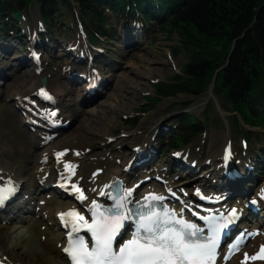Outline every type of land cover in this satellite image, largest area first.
<instances>
[{
  "label": "bare ground",
  "instance_id": "obj_1",
  "mask_svg": "<svg viewBox=\"0 0 264 264\" xmlns=\"http://www.w3.org/2000/svg\"><path fill=\"white\" fill-rule=\"evenodd\" d=\"M144 63L147 64L148 61L145 62V59H144L143 65ZM143 70H144V66L142 67V69L137 68L135 72H133V76H135L136 78L132 77L131 79H133L135 85L137 84V86L138 84L139 85L146 84L143 81V78L145 77V75H147V72L145 73ZM147 70L150 71L149 69ZM156 70L155 72H158ZM122 73L118 76L119 78L115 79L114 82L109 84V86L106 88V90L102 93V95L99 98H95V97L88 98L89 101L87 102L86 107L84 108V111L82 112V118L80 121L76 123L77 125L75 124V130L72 133L70 132L66 136V138L62 140L63 142H67V143L63 144L62 142H57L51 148H48V149H45L44 151L39 152L38 156L37 155L34 156L32 153H34V151H36L37 149L35 145L37 142H35L33 138H29L30 142L28 143L27 148H25V150H27V153L29 155H32L33 157L37 159L36 162H34L35 166L32 167V170L30 169L28 170L27 166H24L25 164L24 161H16L15 157L12 161L11 158L12 156H14V154L12 152L10 153L8 151V148L6 149L0 146V165L5 164L3 169L9 174H13L17 178H20V180L25 181L26 183H33L32 178H34V176L38 173V170H39L38 161L41 159L43 153L54 152L58 154L62 152L64 149H69L68 150L69 154L65 159L66 161L71 162L74 165V167L78 169L79 180L82 183L83 188L89 194V198L93 199L92 201H101V199L103 200V198L100 199L99 197L100 192L97 191L98 188L102 186L107 187L106 185L109 186V184L115 182L117 178H121L122 176H124L125 179H128L129 177H133V175H128L126 172H124V168H123V173L121 171V168H114L116 166V163H114L111 160L112 158L107 157L106 152L101 153L99 160L97 159V161H93L89 165L85 163V158L83 157L82 150L80 152V149H84L83 147L85 143L83 141L85 142L92 141L93 138H95L97 135H100V133H103L101 132L102 130H106L105 131L106 136H108V138H112L113 136L109 134L111 133V128L115 127L114 122L118 120L116 119L115 114L116 115H118V113L124 114V111L122 110H125L124 107L127 106V103H128L127 101L130 102L132 101L131 99L134 98V95H132V90L128 91L127 97H126L127 100H125L124 98L119 99L118 98L119 96L117 93L106 95L108 89H110L111 87L113 89H116L117 92L120 91L119 93H122L121 92L122 88L119 87V84H117V81L120 79V77H124V79L130 80L127 77L128 75L126 76ZM83 74L84 73H80V75L82 76L75 78V81H73V83L74 82L78 84L82 83L83 84L81 85L82 90H80L79 88L77 89L75 88L74 90H70V89L64 90V87H62L61 84H58L56 81L48 77L50 75L49 73L45 75V71L42 73L41 76L46 77L48 79L47 87L52 88L54 92L58 94L59 97L61 98L64 97L67 100L73 99L76 102L79 100L87 99V97H85V94L83 92V88H84V85L86 83L85 81L87 78ZM41 78L42 77H37L36 75L34 81H28L27 83H22L19 86L11 85L10 89L4 90L3 96H6V99L4 102L7 104L12 103V102L19 104V100L21 99L24 100L30 97V94L33 93V90L36 87H38ZM5 84L9 85L8 82H4L3 86ZM1 87L2 86L0 85V90H1ZM70 88L72 89L74 88V86L71 85ZM210 91H211L210 94H212L213 91L212 90ZM197 104L198 103H195V106ZM6 109H9L8 105ZM2 112L4 111H2V108H1L0 109V120L5 122V120H8V118L10 117L12 113L8 110H7V113L6 112L2 113ZM68 118L70 119L71 117L68 116ZM124 118L125 116L122 117L121 121L125 123ZM60 133H62V131ZM138 135L139 134H137V137ZM144 138H145L144 136H139V139H144ZM129 140L132 143H134V141L136 140V137L134 136L133 133L131 134V139L129 138ZM147 141L148 140L145 139L143 146L145 142ZM206 144L209 145L210 150H214V152L208 156L212 164L213 165L217 164L218 166H220L221 169H218L219 171L226 169V168L230 169L232 165L225 166L223 164V161H224L223 152L225 151L226 149L225 147L227 145H225V147L223 144L220 146L219 140H217L213 134L211 135L209 142L206 141ZM81 145H82V148L80 147ZM144 148L145 150H147L145 146ZM22 151H23L22 153H24V149ZM2 154L5 155L4 159H1ZM149 154L151 156L149 157L150 162H151L153 160V157L151 155L152 153H149ZM138 158L139 156H137L136 154L134 155L130 154L126 156L123 155L122 159L125 165L124 167L131 166V167H134L135 170L141 168L143 173H145L146 175L150 174L151 170L150 168L147 167L148 164L139 166L137 163ZM91 167L92 168L96 167L95 170H97V168L101 170L103 169V173H100V176H98L96 180L92 179L91 177L92 173L94 172V170L91 171ZM153 170L160 172V174H164V170H160L159 168H155ZM184 170L186 171L185 167H184ZM218 170L211 171L210 176L213 175L212 177L216 178V175L219 174ZM242 180L240 179L238 180V182H243ZM217 181L220 186L218 187V190L220 191H224L227 188L231 189L234 192L238 191V188L234 187L238 184V182L229 183L227 181L228 183L226 184L224 183V179L221 178V176L217 178ZM170 184L171 186L175 187L174 183H170ZM56 202L59 204V208L57 209V211H60L61 207L62 209L69 208V205H67L68 203L67 201L55 200V203ZM43 235H47L51 237L54 234L50 232H43L41 236ZM57 242H61L60 237L56 238L55 247L51 251H48L46 249V244L48 242H45V243L41 242L40 238H38V234L36 232V228L34 227V225H31V226L22 225L21 227L15 226L12 228H8V227H4L0 225V253L10 258L15 264H66V262L62 258V254L56 250Z\"/></svg>",
  "mask_w": 264,
  "mask_h": 264
},
{
  "label": "rangeland",
  "instance_id": "obj_2",
  "mask_svg": "<svg viewBox=\"0 0 264 264\" xmlns=\"http://www.w3.org/2000/svg\"><path fill=\"white\" fill-rule=\"evenodd\" d=\"M27 12H24L26 21L28 24L36 23V21L39 19L38 11L36 6L27 7ZM62 17L54 18L53 26L50 24L48 25V28L50 32H63L66 27H64V20H62ZM1 21V19H0ZM73 21H75V18L67 17L66 18V25L70 26ZM9 25V24H8ZM12 26L9 25V27ZM21 26V25H20ZM8 27V28H9ZM3 29L2 24L0 23V31ZM14 30V29H13ZM52 30V31H51ZM15 31V30H14ZM16 32V31H15ZM2 33V32H1ZM3 42V41H2ZM181 43L179 41L178 36H174L171 39H169L164 34H157L155 36V40L151 42L150 45H147L145 48L130 53L124 60H122L121 54L117 53V55L113 56L112 58V65H106L105 68H108L109 72L113 75L119 78L118 76L122 73L124 75H128L127 77L130 79H124V77H120V79L117 81V84H119V87H121V92H117L116 89H113L112 87L108 90L107 95H111L112 93H117L119 99H126L127 93L129 90H132V95H134V98L131 99L132 101H127V106L124 107L125 110L123 113H118V115L115 114L117 121L114 122L115 127L111 128V133L113 136L117 139L121 138L122 132L125 130H132L134 127H128L123 121H121L123 116H126L128 120L134 121L136 119V122L132 124L138 125L135 129H139L142 133H148L152 132L156 129V125L160 122H166V120H172V121H178L182 115V112L177 113V110L185 109V107H179L182 103L188 101V104L190 103L189 109L187 111L192 112L195 114L199 119L203 120L206 119L208 121L216 122L215 126H212L211 124H207V130H208V142L210 140L211 135L213 134L217 140H219V145L221 146L222 143V137H225V134L229 132V126L228 121H226L219 113L218 108L222 109L223 111L228 113V118L232 120L231 124L232 127H235V120L239 119L236 116H234L231 113V109L228 103H226L222 99H218L215 95H210L208 93H204L200 97L197 98H188L185 95H179L175 98L170 99H158V88L156 87V84H166L167 82H171L174 80V77L181 76L182 72H184V69L186 65L189 63L188 55L186 53V50L181 47ZM113 48L114 50L118 51L119 48ZM173 50H175L177 53H175ZM25 52V51H24ZM175 53V55L173 54ZM16 55H20V52L16 51L13 53L10 57L14 58ZM51 60V58H48ZM145 59V62L148 61V63H144L143 61ZM1 61V60H0ZM56 64V60L53 62V67ZM146 64V65H145ZM144 66V72H147V75L143 78V81L146 83L145 85H135L132 77L133 72L137 68L142 69ZM51 66V67H52ZM50 68V66L48 65ZM149 69L150 71H148ZM158 69V70H156ZM158 71V72H155ZM137 73V72H136ZM32 74H20L18 76H21L20 78H17L13 80V82H16V85H20L22 82L26 83L28 81H32ZM115 77V78H116ZM114 78V79H115ZM5 89V88H4ZM4 89L0 90V109L2 108V113H7V103H5L6 96L4 95ZM156 95V97H152L151 95ZM147 98L155 99L152 101V104H147L146 100ZM111 100V99H110ZM177 102V107H172L170 105ZM195 103H198L195 106ZM130 104V105H128ZM12 112V111H11ZM66 112L69 113V115L72 116V118L76 119V122L74 123V126L70 131L67 132L69 134L72 133L75 130V124L81 120L82 118V112L83 109L75 105V101L72 99L68 103V106L66 108ZM126 113V114H125ZM219 115H218V114ZM219 116L221 120H219ZM77 125V124H76ZM236 129V127H235ZM114 130V131H113ZM106 130H102L100 135H97L91 142H87L86 145H91L92 147L89 151V156L94 157L98 154H100L101 146H104L107 144V136L105 133ZM257 135L255 137H258L259 139H262L264 143V130L263 131H255ZM105 133V134H104ZM66 134V135H67ZM104 134V135H103ZM109 134V135H110ZM0 135H1V145L5 148H10L11 151L15 154L16 161H24V166H28L27 168L30 169V164L33 162V156L29 155L27 153V150L24 151V153L21 152V149L24 147H27V141L26 137L24 136L23 132L18 129L17 127V117L15 114H11L8 120H5V122L0 120ZM237 136L234 135L232 138H236ZM201 142V141H200ZM197 145H199V143ZM236 143V142H235ZM126 144V142H125ZM125 144L121 148H126ZM238 144V143H236ZM114 144H112L113 146ZM209 146V145H208ZM209 150V147H208ZM96 154V155H95ZM170 156H167L163 161H167ZM47 248V247H46ZM50 249V244L47 248Z\"/></svg>",
  "mask_w": 264,
  "mask_h": 264
},
{
  "label": "snow or ice",
  "instance_id": "obj_3",
  "mask_svg": "<svg viewBox=\"0 0 264 264\" xmlns=\"http://www.w3.org/2000/svg\"><path fill=\"white\" fill-rule=\"evenodd\" d=\"M42 94L52 99L47 93ZM73 187L82 200L86 199L81 189ZM5 192L10 195L12 189H0V205L7 198ZM131 195V190H126L113 196V208L104 209L93 202L90 221L75 210L61 214L65 226L71 224L68 246L64 249L71 264H215L220 234L236 218V210L223 222L207 220L209 234L204 235L203 229L166 208L158 211L151 203L146 208L141 205L144 210L129 208ZM145 199L162 201L164 198L152 195ZM129 222L135 226L131 238L118 241L121 230ZM81 230L90 233L91 247L83 237L72 235ZM252 259H264V248Z\"/></svg>",
  "mask_w": 264,
  "mask_h": 264
},
{
  "label": "trees",
  "instance_id": "obj_4",
  "mask_svg": "<svg viewBox=\"0 0 264 264\" xmlns=\"http://www.w3.org/2000/svg\"><path fill=\"white\" fill-rule=\"evenodd\" d=\"M168 30L171 36L181 38L189 54L191 64L186 73L190 80L177 87H160L161 95L199 96L205 92L229 49L242 36L235 42L230 67L219 76L218 93L228 94L237 104L264 83L259 72L264 70V0H194L168 24ZM184 120L188 122L187 117Z\"/></svg>",
  "mask_w": 264,
  "mask_h": 264
}]
</instances>
